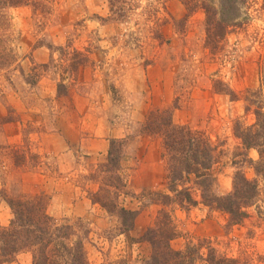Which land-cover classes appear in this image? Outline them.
I'll list each match as a JSON object with an SVG mask.
<instances>
[{
    "label": "rangeland",
    "instance_id": "1",
    "mask_svg": "<svg viewBox=\"0 0 264 264\" xmlns=\"http://www.w3.org/2000/svg\"><path fill=\"white\" fill-rule=\"evenodd\" d=\"M42 4L0 16V227L12 218L5 199L45 196L47 213L83 239L90 264H146L144 233L165 211L173 250L200 246L203 259L264 264V0H125L123 17L108 0ZM207 12L236 24L216 49ZM169 108L174 125L202 132L213 149L212 196L229 194L237 172L256 184L240 223L205 205L191 183L195 206L162 204L174 199L163 139L145 127L150 112ZM113 141L125 194L104 189L137 214L125 233L90 200L101 177L118 176L101 173ZM8 264H32L31 254Z\"/></svg>",
    "mask_w": 264,
    "mask_h": 264
},
{
    "label": "trees",
    "instance_id": "2",
    "mask_svg": "<svg viewBox=\"0 0 264 264\" xmlns=\"http://www.w3.org/2000/svg\"><path fill=\"white\" fill-rule=\"evenodd\" d=\"M49 1L0 0V16L4 19L3 11L20 6H31L34 11L44 9L42 3ZM181 1L184 4V0ZM108 3L111 13L123 17L125 0H108ZM187 9H189L188 6ZM215 21L210 20L207 12V25H211L207 30V39L213 49H216L218 43L224 39L227 29L236 25L235 20L231 18ZM171 118L170 108L150 112L146 118L148 127H145L148 133H157L163 139L166 179L170 181L169 191L174 194V199L169 195L163 196L166 202H162V204L166 206L167 202L172 200V203L184 210L195 206L196 201L191 196L190 187L186 186L191 183L200 190L205 205L212 206L215 202V208L228 214L230 224L240 223L246 216L243 209L249 206L257 196L256 184L249 181L242 172H237L232 181L233 189L229 194L221 197L212 196L209 193L211 185L215 181L212 175L214 159L212 147L202 132L193 131L186 125H174ZM257 122H260L259 119ZM120 143V141L112 142L106 163L102 167L104 170L101 171L102 174H105L113 169L118 173V176L114 178L109 176V179L101 177V188L91 195L90 200L92 204H97L106 210L109 215L115 214L119 218L118 230L125 233L131 231L137 214L135 211L120 206L119 202L110 196L113 192L104 189L108 187L116 190V193H124L122 190L126 187V181L119 174L123 158V154L118 148ZM250 146V144L246 145V147ZM259 153L261 164H263L264 152L260 151ZM258 167H260V163L259 166L256 165V171H259ZM179 186L181 188H178ZM5 201L11 209L12 218L8 226L0 227V264H8L22 253L31 254L32 264H90L83 239L74 236L69 225L59 224L47 213L48 200L45 196L8 198ZM158 218L155 227L144 233L143 239L152 247L150 260L146 264H192L195 258L207 262V264L238 263L236 260L226 257L213 260L203 259L198 251L200 246L189 253L186 251L189 248L183 251L173 250L169 243L177 233L171 216L168 212L163 211L160 212Z\"/></svg>",
    "mask_w": 264,
    "mask_h": 264
}]
</instances>
